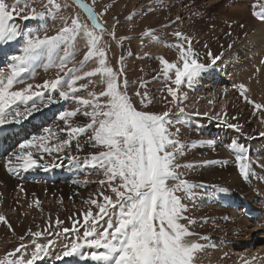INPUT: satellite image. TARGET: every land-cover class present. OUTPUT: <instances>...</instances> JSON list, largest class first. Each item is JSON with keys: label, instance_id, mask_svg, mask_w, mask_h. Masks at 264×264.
I'll return each mask as SVG.
<instances>
[{"label": "rangeland", "instance_id": "1", "mask_svg": "<svg viewBox=\"0 0 264 264\" xmlns=\"http://www.w3.org/2000/svg\"><path fill=\"white\" fill-rule=\"evenodd\" d=\"M211 1L212 0H95V3H93V0H84V2L92 7L93 11L98 14V19L106 30L103 34L102 42L105 43L108 48V64L114 69H120L121 66L123 67L121 83L127 80L128 94L135 101L136 106L138 108L142 107L139 98L135 96V93L140 91L142 93L147 92L148 97L151 99V103L148 104L145 110L162 113L169 108L172 109V111L169 112V116L173 121L171 131L175 132L176 129H179L177 138L186 145L184 155L178 156L177 161L182 165H194L192 168L182 167L179 171L183 173V178L200 186L194 190L195 195L192 199H185L183 201L188 206L186 215L192 219L195 217V219H199L207 230L209 228L207 232H210V228L216 224L220 232L219 236L222 237H220V239L217 238V242L214 240L217 244L220 241L224 242L225 236L229 237L235 234L237 236L246 235L251 238L253 234H247L243 231L244 227L238 224V215L236 217L233 211L223 210L232 206L228 203L229 200L224 201L225 205L222 207H216L220 211L215 213V217L219 216L216 222H204L208 221L207 217H210L211 212L215 210L213 197L210 194L211 192L216 190L221 194L227 193V195H229L227 197L235 198L238 202H242L243 198L246 197L252 203L255 200L254 203L257 207L264 208V202H261L264 198V142H262V140H264V110H255L253 105L247 103L240 95V90L237 87L240 84H244L250 90L247 93L250 99L264 105V62H262L264 61V32L259 28L260 24H264V21L253 15L254 12L262 11L261 5H264V0H213L215 2L217 1V3L221 5V8ZM6 2L11 6L17 3L18 0H6ZM56 3L60 5L59 9L49 4V0H27L26 10L21 13V15L14 16L10 23L17 25L22 33L31 31L34 35H39L40 37L45 35H57L58 31L64 26L65 21L70 23L71 18L77 16L81 23L88 24L91 28V21L87 13L75 3V0H56ZM19 7H25V0H19ZM244 7L245 9L247 8L248 11L246 16H250L253 19V22L248 28L244 26L241 27L245 21L239 17V15H242L243 12L241 9ZM32 8H35L37 13H43L44 15L35 19L31 18ZM235 9L236 11L232 12V10ZM230 10L231 12H229ZM230 13L234 14L231 15ZM228 14L231 15L230 17L233 15L236 16L229 18ZM26 15L29 16V18L23 19L22 17ZM129 17L131 18L129 19ZM146 17H150L149 20H146ZM117 21H119V23H117ZM156 22L158 23L156 25L158 27H151V24ZM208 23H210V25ZM173 24H178L176 26L174 25L175 29ZM169 25L171 28H168ZM182 26L184 27V31H182ZM209 28L211 30H209ZM113 31L115 33V39L108 34ZM187 31L189 32L187 33ZM228 31L233 32L231 41H226ZM176 32H184V36L191 39L190 46L198 53V62L204 63L203 59H205L206 61L211 60L210 62L212 63L214 57H219L215 65L213 63H209L210 65L205 64L207 65L206 69L191 86L185 81L182 82L180 88L177 90L178 96H180V100L177 102L185 109L184 115L179 114L174 104L168 103L172 98L168 95L167 87L176 88V86L172 84L170 79L163 75V65L161 64V58L174 63L179 62V57H177L179 55H177V47H175V45L184 44L185 48L189 47V44L182 38H177L174 35ZM16 39L14 40L19 44L14 50L12 57L23 55L25 36L22 35ZM211 42L212 45H210ZM128 43H131L133 47H135V52L130 56H126L121 52L122 46H127ZM206 45L207 48L205 47ZM217 45H219L221 49L215 51L214 48ZM229 45H231V47H229ZM208 47L210 50H208ZM205 48L207 51H205ZM86 50V42L81 35L77 37L74 44L68 46V51L75 54L74 59L69 62L68 67L78 65V63L84 59ZM208 51L211 53L210 56L208 55ZM57 54L59 56H64L65 52L59 50ZM121 57L123 58L122 65ZM230 59L238 60L236 69L231 68V66L226 67L227 64L224 62H231ZM37 62L38 64H36ZM37 62H33L29 67L28 71L30 72L32 70L31 74L28 72L25 73L27 74L25 83L31 82L34 78L40 76L44 77V81H51L56 77L59 71L57 67L53 66L45 70L44 64L47 61L41 60ZM3 65L6 69H3V67L0 69H3L4 75L7 77L10 69H7L9 68L7 65ZM211 65H214L212 67L215 68V71L211 69ZM95 66L96 64L94 61H88L83 71H90ZM214 72L223 75V77L218 75L217 78H227L232 83L222 84L220 82L217 87L207 89L206 86H211L212 84L208 82V77L212 76ZM60 74L63 76V73ZM169 75L174 79V72ZM64 79L67 80L69 77L65 76ZM92 79L98 80L97 77H93ZM81 83L87 84L88 81L86 79L78 81L77 87H79ZM141 83L144 84V87L140 86ZM21 85L22 84H14L11 90H19L21 89ZM101 87L102 86L98 83L89 85L87 90L82 89L78 94L87 98L88 91L98 92ZM231 90L234 95L238 97L242 115L236 113L233 117H229L225 114L226 108L232 100L229 96ZM33 91L42 92L43 95L34 96L32 100L26 103L17 102L16 105H13V110L24 112L26 115L20 119L19 123L14 120L5 123L8 126L21 125L22 123L29 122L33 123V128L28 136L20 140L17 144L20 145L24 140L31 139L35 134L34 131L42 124L56 132L60 139H67L66 132H59V129L65 127V123L59 118L60 116H56L58 111H71L77 107L73 100L65 99L59 94L60 91H68L67 85L65 84L63 87L56 90L37 88ZM33 108L35 110L31 111V114L28 115L27 112ZM50 109L54 110V114L51 118H45ZM178 116L179 123H176ZM248 120H252L253 122L252 124L250 123V132L248 130L247 133L245 127L249 122ZM217 121L239 126V130L231 128V132L234 131V133L232 132V134H234L232 136H235L234 146L237 150H240L237 146H243V153L248 157L252 169V174L245 180L240 175L238 164L235 163L236 165L230 177H236L237 179L232 180L231 178V180L227 179L228 181H225L222 189L226 191H220L219 186L222 184V180L219 171H217L218 167L215 168L214 166L216 163L204 164L205 161H218L219 150L223 148L222 145L221 147L217 145V140L222 143V135L216 130L218 126V124H216ZM87 122H89V118L85 117L82 112L71 119L73 126L83 125ZM41 135L47 136L48 134L43 132ZM247 135L250 137V141L246 140L247 144L239 143V138L245 140V136ZM89 136H91L90 131L87 134L72 139L70 143L64 146L59 152H37L33 149V158L37 160V164L43 165L44 163L45 168L41 169V167H44L43 165L40 167L35 166L30 169L31 178L35 179L33 174L36 173V170L44 172V177H41V180L39 179L42 184H46V186L43 185V190H45L43 191V195H46L47 198L51 197L59 203L56 202L54 204L46 201L43 195L40 194L33 185L29 187H27L28 185H18V187L22 189L21 193L24 194L23 196L26 198L23 197V200L20 202L8 201L6 206L0 209V215L12 220L14 223V226L9 228V226L2 227L4 223L0 222V260L4 259L5 256H8L9 259L19 257L20 253H15V255L9 254L13 253L22 243L27 246L26 250L22 249V252L26 251V258L30 259L32 253L35 251V246L32 243L34 238L29 234V230H31V232L40 231L43 233L41 237L35 238L37 243L47 245L49 240L53 242L47 247L46 253L41 254V258L37 259L34 264H97V262L92 261L90 258V253L97 250L88 248L87 246L82 247L78 254L70 257L63 256V252L70 249L73 242L83 243V235L86 230L95 227L97 231H102L107 227L106 222L109 217H104L95 225L91 223L92 217H89L88 223H85L83 213L89 209L90 201L95 199L102 203L101 192L106 195H113V198H115L114 194L110 192V189H108L106 185L102 186L97 183L99 180L105 179L103 171L98 168H92L91 166H84L83 162L88 159L91 154L102 150L98 146H93L94 142L89 139ZM209 140L214 141L213 145L209 146L206 143H200L201 141ZM45 142L48 143V141ZM56 143V139L50 142L51 145H55ZM247 147L250 149H247ZM224 150L227 151L228 148ZM73 157L76 158L75 162H70V158ZM0 163L1 169L5 170L6 174L9 175L10 172L3 168V165L7 166L8 164H3L1 160ZM70 172H72V174H70ZM26 175L30 176L28 173H26ZM61 175H66V180L61 181L60 178H63ZM72 177H78V179H76L77 181H71ZM83 177H87V183L92 184L90 187H80V183L84 182L81 181ZM44 180H47V182H43ZM232 181L236 186H234ZM230 185L234 186V191L228 189L231 187ZM9 187L16 190L18 189L16 185L0 186V198L8 197ZM75 189L77 190L75 195H77V192H81L87 196L85 202L81 203L80 206L78 205V208H76L77 205H74L75 203L73 204L72 202ZM178 194L181 196L184 195L183 193ZM59 198L61 200L65 198L64 201H66L67 204L58 200ZM91 207L95 215L98 209H96L94 205ZM239 207L241 208L243 206L239 205ZM15 211L18 212V217L12 214V212ZM256 213L258 214L259 212ZM262 216L256 218L261 219ZM224 217H226V221ZM230 218L231 220L229 223ZM57 220L62 222L59 226L56 224ZM40 222H42V227L38 225ZM74 222L75 228L78 229V231L63 232L64 228L72 230ZM184 222L187 223V221ZM190 227L198 229L195 224ZM255 228L260 227L254 226L252 230H255ZM261 236L262 233L253 236L254 244L252 249H231L230 254L235 255L236 253V257H242V259L238 258L234 260L232 264H242V261L244 264H264V252H261L262 248L260 246V244L264 242V236ZM213 238L215 237L209 234L208 241L199 240V242L201 241L203 244L206 242L212 245L214 243ZM211 247L217 248L218 246L215 245ZM99 251H103V249ZM246 251H249V255H246ZM253 254L256 255L252 256ZM57 257L61 258L57 259ZM209 259L210 258L206 259L204 262L206 264H221V261L219 262L215 258ZM203 260L205 259L201 260L198 254L197 262L201 261V264Z\"/></svg>", "mask_w": 264, "mask_h": 264}, {"label": "snow or ice", "instance_id": "2", "mask_svg": "<svg viewBox=\"0 0 264 264\" xmlns=\"http://www.w3.org/2000/svg\"><path fill=\"white\" fill-rule=\"evenodd\" d=\"M75 3L87 13L91 28L88 24L81 23L77 16L71 18L70 23L65 21L57 35L40 37L31 31L22 33L17 25L10 23L14 16H19L26 10L27 0L23 8L19 7V0L11 6L6 0H0V41H12L22 35L25 36L23 55L11 58L8 76L5 77L4 72L0 70V125L10 120L19 123L26 113L13 110V105L17 102L26 103L34 96L43 95L42 92L32 91V84H27L19 90H11L14 84L24 83L22 74L29 70L33 62L46 60L45 70L53 66L59 69L54 79L45 80L42 85H37V88L56 90L66 84L68 91H60V96L73 100L77 105L74 110L64 111L59 117L65 123V127L59 129V132H66L67 139H60L52 129L44 128L43 132L47 133V136H33L19 145L15 164L7 165L8 171L15 172L18 169L27 170L39 166L37 160L33 158V149L37 152H59L72 139L90 131L89 139L94 142L93 146H98L102 150L91 154L83 162L84 166L103 171L105 179L97 183L106 185L115 198L101 192L102 203L95 199L90 201L89 209L83 213L85 223H88L89 217H92L93 225L104 217H109L107 227L102 231H97L95 227L86 230L83 243L73 242L70 249L63 252V256L78 254L82 247L87 246L97 250L90 253L91 260L97 264H197L198 254L206 247L214 245L199 242L208 240L206 236L199 237V240L191 239L197 235L190 230V226L196 224V221L186 215L188 206L183 201L192 199L195 195L194 190L200 186L183 178V173L179 171L182 167L192 168L194 165H182L177 161L178 156L184 155L186 145L177 138L179 129L171 131L173 121L169 112L172 109L169 108L162 113L145 110L151 99L147 92L140 91H137L135 96L139 98L142 107L136 106L128 94L127 80L121 83L123 67L114 69L108 64V48L102 42L106 30L99 21L98 14L84 0H75ZM49 4L54 5L56 9L60 8L56 0H49ZM261 9L262 11L254 12L253 15L264 21V5H261ZM31 13L33 19L44 15L37 13L35 8L31 9ZM22 18L28 19L29 16ZM108 34L115 39L114 31ZM81 35L85 39L87 49L84 59L78 65L68 67L75 55L68 51V46L74 44ZM174 35L182 38L189 47L185 48L184 44L175 45L180 52L179 62L174 63L161 58L162 73L176 86L167 87L168 95L172 98L168 103L174 104L179 114L184 115L185 109L177 102L180 100L177 90L185 81L191 86L207 65L198 62V53L190 46L189 37L181 32ZM59 50H63L65 55L59 56L57 54ZM218 59L219 57H214L212 63L215 64ZM122 60L121 57V65ZM88 61H94L96 66L90 71H83ZM173 72L174 79L169 75ZM60 73H63V76ZM65 76L69 79L65 80ZM93 77H97L98 80H93ZM85 79L88 83H81L77 87V82ZM97 83L102 86L98 92L88 91L87 98L78 94L82 89L87 90L89 85ZM140 86L144 87V84L141 83ZM237 87L240 95L247 103L252 104L255 110H264V105L250 99L247 95L250 90L244 84ZM34 110V108L29 110L27 114L30 115ZM80 112L89 118V122L73 126L71 119ZM176 123H179V116ZM228 126L239 130L236 124ZM53 139L57 140L55 145L50 144ZM200 143L211 146L214 141ZM237 147L240 151L236 154V163L240 175L247 180L252 174L250 162L243 153V146ZM75 160L74 157L70 158V162ZM214 163L218 162H204L205 165ZM92 205L98 209L95 215ZM0 222L7 223L3 215H0ZM61 223L59 220L56 221L57 226ZM8 226L11 228V225ZM70 231H78L75 222L72 230L63 229L65 233ZM29 234L34 238L32 243L35 246L31 258H26V251L22 252V249L27 248L22 243L9 254L20 253L19 257L9 259L5 256L0 260V264H34L53 243L51 240L47 245L37 243L35 238L43 235L40 231L29 230ZM100 249L103 251H99Z\"/></svg>", "mask_w": 264, "mask_h": 264}, {"label": "bare ground", "instance_id": "3", "mask_svg": "<svg viewBox=\"0 0 264 264\" xmlns=\"http://www.w3.org/2000/svg\"><path fill=\"white\" fill-rule=\"evenodd\" d=\"M191 2V1H190ZM213 4H217V6L218 7H220L221 8V5L219 4V3H217V1L215 2V1H211ZM211 3V4H212ZM197 4V3H196ZM180 5V4H179ZM214 6V5H213ZM216 6V5H215ZM233 8V7H232ZM189 9V8H188ZM223 9V8H222ZM231 9V8H230ZM234 9V8H233ZM228 10V9H227ZM242 10V15H239V17H241V19H244V21L245 22H243V26L244 27H246V28H248V26L253 22V19H252V17H250V16H246V14L248 13V11H247V8L245 9V7L244 8H242L241 9ZM221 11V10H220ZM233 11H236V9L235 10H232V12ZM229 12H231V10L229 11ZM238 12H240V11H238ZM241 13V12H240ZM184 14V13H183ZM231 14V13H230ZM232 14H234V13H232ZM231 14V15H232ZM237 14V13H236ZM231 15H229L228 14V17L229 18H232L233 16H236V15H233L232 17H230ZM238 15V14H237ZM150 18V17H149ZM149 18H147L146 17V20L148 19L149 20ZM171 18V17H170ZM175 18V17H174ZM235 18V17H234ZM240 19V20H241ZM212 20V19H211ZM231 20V19H230ZM156 21V20H155ZM176 21V20H175ZM218 21V20H217ZM224 21V20H223ZM235 21H237V20H235ZM242 21V20H241ZM148 22V21H147ZM212 22V21H211ZM171 23V22H170ZM174 23V22H173ZM144 24H145V22H144ZM143 24V25H144ZM158 23L156 22V23H153V24H151V27L152 26H156ZM184 24V23H183ZM209 25H210V23H208ZM170 25H172V24H170ZM169 25V27L168 28H171V26ZM176 26V25H178V24H173V26ZM166 26V25H165ZM172 26V27H173ZM175 26H174V29H175ZM156 27H158V26H156ZM177 27H179V26H177ZM181 27V26H180ZM183 27V26H182ZM188 27V26H187ZM186 28V27H185ZM259 28L260 29H262V32H264V24L262 23V24H260V26H259ZM178 29V28H177ZM209 30H211L210 28H209ZM167 31V30H166ZM182 31H184V27H183V30ZM208 31V30H207ZM217 31V30H216ZM189 31H187V33H188ZM213 32V31H212ZM218 32V31H217ZM261 32V31H260ZM184 33V32H183ZM171 34V33H170ZM203 34V33H202ZM211 35V34H210ZM213 35V34H212ZM215 35V34H214ZM232 36H233V32L232 31H228V34H227V37H226V41H231L232 39ZM207 37V36H206ZM207 39V38H206ZM209 39V38H208ZM211 39V38H210ZM209 39V40H210ZM17 40V39H16ZM212 40V39H211ZM215 40V39H214ZM206 41V40H205ZM210 42V41H209ZM24 43V42H23ZM202 43V42H201ZM19 43H17L15 40H12V41H0V62H2V61H4V62H2V64H5V65H9L11 62H12V54L14 53V50L16 49V47H17V45H18ZM22 44V43H21ZM206 44H207V42H206ZM210 45H212V42L210 43ZM209 45V46H210ZM202 46H203V43H202ZM206 48H207V45L205 46ZM204 48V47H203ZM202 48V49H203ZM205 48V49H206ZM209 48V47H208ZM215 51H218V50H220L221 49V47L219 46V45H217L215 48ZM199 50V49H198ZM198 50H196V51H198ZM208 50H210V48L208 49ZM205 51H207V49L205 50ZM121 52L123 53V54H125L126 56H130V55H132L134 52H135V47H133V45L131 44V43H128V45L127 46H122V48H121ZM202 52V51H201ZM203 52H204V50H203ZM209 52V51H208ZM206 54V53H205ZM177 55H180V52H179V50L177 49ZM177 57H179V56H177ZM226 59H229V58H226ZM231 60V62H228V63H226V62H224L225 64H227L226 65V67H230L231 66V68H235L236 69V67L238 66V60H232V59H230ZM211 61V60H210ZM209 60L208 61H206L205 59H203V62H204V64H212L211 62H210ZM223 63V64H224ZM36 64H38V62L36 63ZM209 64V65H210ZM215 65V64H214ZM214 65H211V69H213L214 71H215V68H213L212 66H214ZM222 66V65H221ZM224 66V65H223ZM40 67V66H39ZM216 67V66H215ZM219 68V67H218ZM209 69V68H208ZM207 69V70H208ZM32 71V70H31ZM31 71L29 72V71H27L28 73H30L31 74ZM41 72H44V71H41ZM26 75L27 74H23L22 75V78L24 79V83L21 85V88H23V87H25L27 84H32L33 85V89H32V91L33 90H36L37 89V85H42L43 84V81H44V77L43 76H40V77H36V78H34V80L33 81H31V82H27V83H25V79H26ZM218 75H220L221 77H223V75H221L220 73H215L214 72V74L212 75V76H209L208 77V82H210V83H212L211 84V86H206V88L207 89H209V88H213V87H217L218 86V84L221 82L222 84H224V83H232V82H230L227 78H217V76ZM17 84H19V83H17ZM226 84V85H227ZM200 85V84H199ZM49 90V89H48ZM51 92V91H50ZM56 92V91H55ZM231 93L229 94V96H230V99H232L231 101H230V103L228 104V107L226 108V111H225V114L227 115V116H229V117H233V115H235L236 113H239V114H241L242 115V111H241V106H240V103H238V97L237 96H235L234 95V93H233V91L231 90L230 91ZM46 94V93H45ZM55 94V93H54ZM47 99V98H46ZM48 100H50V99H48ZM47 100V101H48ZM45 103H48V102H45ZM242 105V104H241ZM43 106H44V104H43ZM42 106V107H43ZM53 109H50L49 111H48V114L45 116V118H51L52 117V115L54 114V110L52 111ZM63 112H61V111H58L57 113H56V116H60L61 114H62ZM216 121V120H215ZM245 121H246V119H245ZM249 122H248V124H246V127H245V131H247V133H248V130L250 129V126H251V124H252V120H248ZM31 122H35V121H31ZM251 123V124H250ZM216 124H218V126H217V128H216V130L218 131V132H220L221 133V135H222V143H220L218 140H217V145H220V147H221V145L223 146V148L224 147H226V148H228V150L227 151H225L224 149H226V148H222V149H220L219 150V154H218V163H216L214 166H215V168L216 167H218V169H217V171H219V173H220V176H221V180H222V184L219 186L220 187V189H222V186H223V184L225 183V181L227 180V179H229V180H231V178H232V180H236L237 178L236 177H230V175H231V173H232V171H233V168H234V166L236 165L235 163H236V154H237V152L238 151H240V150H237L236 148H235V146H234V143H235V136L233 137L232 135H234V134H232V132L234 133V131H232L231 132V127H229L228 125L229 124H226V123H224V122H219V121H217V123ZM0 126H3L4 128H7V127H9L8 125H0ZM44 128H46V126L44 125V124H42L41 126H39L38 127V129L36 130V131H34V136H40L42 133H43V129ZM236 132V131H235ZM249 132H250V130H249ZM253 133V132H252ZM32 134V135H33ZM249 135V134H248ZM245 136V140L243 139H241V138H239L240 140H241V142H240V140H239V143H241V144H247V141H250V137L249 136ZM247 140V141H246ZM24 141H26V140H24ZM262 142H264V140H262ZM18 148H19V144H16V146L15 147H13V148H10V149H8V151L5 153V155L0 159L1 161H2V163L4 164H15V158H16V154H18ZM247 149H250V148H248L247 147ZM218 153V152H217ZM211 157V156H210ZM39 165V167L40 166H43L44 165V163H43V165H41V164H38ZM35 167V166H34ZM36 167H38V166H36ZM3 168L4 169H7L8 170V168H7V166L6 165H3ZM33 168V167H32ZM32 168H30V169H32ZM45 168V165H44V167H41V169H44ZM30 169H27V171H25V170H23V169H18L17 171H15V172H10L9 173V175H7L6 174V171L5 170H2L1 169V164H0V186L1 187H4L5 185H10V186H14V185H16L17 187H18V185L20 186V184H22V186H27V187H29V186H35L36 188H37V190L39 191V193L40 194H42L43 195V191H45V190H43V185H45L46 186V184H42L40 181H39V179L41 180V177H44V172H42V171H40V170H36V173L35 174H33L34 175V178L35 179H32L31 178V170ZM22 170V171H21ZM216 172V171H215ZM257 172H259V171H257ZM26 173H28L30 176H28V175H26ZM70 174H72V172H70ZM75 174V173H74ZM233 175H234V173H233ZM61 176H63V178L61 177L60 179H61V181H64V180H66V178H67V176L66 175H61ZM77 176V175H76ZM69 177V176H68ZM71 179V178H70ZM76 179H78V177H72V180L71 181H74V180H76ZM214 180V179H213ZM220 180V179H219ZM220 180V181H221ZM70 181V182H71ZM77 181V180H76ZM81 181H84V182H81L80 183V187L82 188V186L84 187V186H87V187H90L92 184H90V183H87V177L85 178V177H83V178H81ZM228 181V180H227ZM226 181V182H227ZM43 182H47V180H44ZM69 182V181H68ZM230 182V181H229ZM60 183H63V182H60ZM59 183V184H60ZM232 183H233V181H232ZM231 183V184H232ZM227 184V183H226ZM234 184V183H233ZM36 185H38V186H36ZM226 186V185H225ZM231 186V185H230ZM234 186H236V184H234ZM234 186H231V187H229L228 189L230 190V191H234ZM27 187H25V188H27ZM214 187V186H213ZM75 188H78V187H75ZM21 188L20 187H18V189L16 190V189H12L11 187H9L8 188V197L7 198H0V209L1 208H3V207H5L6 206V203L8 202V201H14V202H20V201H22L23 200V197H25V196H23L24 194H22L21 193ZM77 190L75 189L74 190V193H73V204L74 205H77L76 206V208H78L80 205H81V203H83V202H85V199H87V196L85 195V194H83V193H81V192H77V195H75V192H76ZM90 191V190H89ZM71 193H72V190H71ZM90 193V192H89ZM208 193V192H207ZM91 194V193H90ZM211 195H212V197H213V203H214V208H215V210L214 211H212L211 212V216L210 217H207V219H208V221H204V222H216V219H218V217L219 216H216L215 217V213H217V212H220L216 207L217 206H220V207H222L223 205H225L224 204V201H227V200H229V204H231L232 206H230V207H227V206H225V207H227V209H223V208H220V209H223V210H230V212L231 211H233L234 212V214H236V217H237V215H238V219H239V221H238V224H240V226L241 227H244V229H243V231H245V233H251V234H253L252 236H251V238H250V236H246V235H244V236H240V235H235V234H233V235H230L229 237H224V242H219V243H215V241L217 242L218 241V239L217 238H219L220 239V237L221 236H219V234H220V232H219V230H218V228L216 227V224H214L215 226H212V228H210L211 230H210V232H207L208 230H209V228H208V230L206 229V227H204L203 225H202V223H201V221L198 219H195V218H193L195 221H196V226L198 227V229H194V228H192V227H190V229H192L191 231H193V232H195L197 235L196 236H194V237H191V239H193V240H199V237H201V236H206L207 235V237L209 238V234H210V236H212V237H215V238H213V241H214V243L212 244V245H217L218 247L217 248H212L211 246H209L208 248H205L202 252H200L199 253V255H200V259L202 260V259H205V260H203L202 262L203 263H201V264H206L204 261H206V259H208V258H210V259H216V260H218L219 262L221 261V264H232V262L234 261V260H236V259H238V258H241L242 259V257H236V253H235V255H232V254H230V250L231 249H233V248H238L239 250H241L242 248L244 249V248H249V249H252L253 248V244H254V239H253V236H255V235H259V233H261V228L262 229H264V226L263 227H261V228H255V230H252V227H254L255 225H253V222L251 221V219L249 218V217H247V215H245L244 214V211L246 212V211H249L250 212V214L253 216V217H257V218H259L260 216H262V217H264V208H262V207H257L256 205H255V203H254V201H253V203L250 201V200H248L246 197L245 198H243V200H242V202H238L237 201V199H235V198H229V197H227V196H229V195H227V193H223V194H221V193H219L218 191H216V190H214V192H211L210 193ZM229 194V193H228ZM226 195V196H225ZM230 195H233V194H230ZM234 196H235V194H234ZM42 197V196H41ZM40 197V198H41ZM43 197H44V199L46 200V201H48V202H51V203H56V202H58V201H55V200H53V198H47V196L46 195H43ZM94 197V196H93ZM26 198V197H25ZM24 198V199H25ZM258 198V197H257ZM260 198V197H259ZM49 199V200H48ZM45 200H43V201H45ZM58 200H60V201H62L63 203H66L67 204V202L66 201H64L65 200V198L63 199V200H61L60 198L58 199ZM71 201V200H70ZM261 201V200H260ZM259 202V201H258ZM262 202V201H261ZM59 203V202H58ZM227 204V203H226ZM261 204H263V203H261ZM79 205V206H78ZM216 205V206H215ZM228 205V204H227ZM239 205H242L243 207H239ZM75 208V207H74ZM256 212H259L258 214L256 213ZM12 214L14 215V216H19L18 215V212L17 211H15V212H12ZM210 214V213H209ZM226 214H228V213H226ZM207 216H208V214H207ZM222 216V215H221ZM226 216V215H225ZM211 217H213V218H211ZM261 217V218H262ZM225 218V221H226V217H224ZM204 219H205V217H204ZM233 219V218H232ZM221 220V219H220ZM228 220V219H227ZM230 220H231V218L229 219V223H230ZM6 221H7V223H5V222H2V223H4L3 224V226H2V224H1V226L2 227H7L8 225H11V226H14V223L12 222V220H10V219H8V218H6ZM233 221V220H232ZM234 221H235V219H234ZM228 222V221H227ZM199 223V224H198ZM220 223V222H219ZM248 223V224H247ZM38 225H39V227H42L43 225H42V222H40V223H38ZM194 227V226H193ZM237 227V226H236ZM238 227H239V225H238ZM196 228V227H195ZM264 236V234L262 233V236L261 237H263ZM222 238V237H221ZM202 241V240H201ZM200 241V242H201ZM208 241V240H207ZM202 243V242H201ZM205 244L207 245L208 243H206L205 242ZM209 245V244H208ZM260 246H261V248H262V253L264 252V242L262 243V244H260ZM259 248V247H258ZM259 251V250H258ZM246 253V255H249V251H246L245 252ZM256 254H253L252 256H255ZM244 258V257H243ZM209 259V260H210ZM240 261V260H239ZM201 262V261H200ZM200 262H197V264H200ZM209 262V261H208ZM57 263V262H56ZM207 264H209V263H207ZM217 264V263H216ZM242 264H244L243 263V261H242Z\"/></svg>", "mask_w": 264, "mask_h": 264}]
</instances>
